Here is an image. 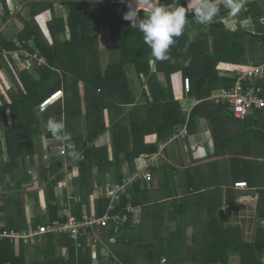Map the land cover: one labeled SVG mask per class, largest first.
Masks as SVG:
<instances>
[{"label": "trees", "instance_id": "obj_1", "mask_svg": "<svg viewBox=\"0 0 264 264\" xmlns=\"http://www.w3.org/2000/svg\"><path fill=\"white\" fill-rule=\"evenodd\" d=\"M30 1L27 10L30 6L31 10L25 15L22 12L14 14L7 0H0L3 9L0 13V131L4 134L0 137V187L9 191L8 194H1L4 204L0 206V212H6V204L9 208L5 222L0 223V232L24 231L30 225L37 226L46 221L44 215L30 218L24 213L27 200L23 195L28 184H37L42 188L27 192V197L34 199L38 206L46 207L53 219L64 221L68 211L79 219L85 214L102 216L108 209L110 197L101 194L102 190H106L105 183L102 179L98 180L96 174L100 177L109 172L108 179L121 183L125 164L131 170L135 169V160L154 155L159 141H175L173 134L187 121L186 113L173 93L172 74L180 71L183 80L186 77L191 79L189 94L200 100L191 113V127L207 109L224 108L208 98L223 88L233 86L239 72L264 64L263 40L254 37L252 31L242 26L227 28L217 14L214 23H198L194 36L182 34L176 38L169 49L168 59L155 61L156 71L153 72L151 49L144 42L143 34L122 18L129 10V3L119 2L121 0ZM44 1L51 3L44 6ZM165 1L160 0V3L163 5ZM213 2L220 7L219 11L223 10L222 14L229 12L224 10V0ZM56 3L65 7L67 16L62 13L49 19L48 31L53 36L50 42L36 17L40 13L48 15ZM147 10L146 6H140L138 19H144ZM240 11H243L241 16L244 15L241 19L253 20L256 33H264V0H255L247 7H241ZM9 17L16 25L15 34L2 31ZM103 27L110 28L115 43L106 71L101 65L100 35ZM11 51L19 53L20 59L15 60L9 55ZM36 52L46 58L44 64L29 61L26 54ZM129 63L140 75L148 78L150 99L144 106L135 102L125 68ZM160 72L166 74L165 87L158 80ZM3 73L13 82L12 87L6 84ZM17 79L21 82L18 88L15 87ZM256 86L264 97V72ZM57 91H62L65 99L58 98L60 101L56 100L42 109V102ZM129 105L132 107L129 108ZM106 112L109 113V123ZM255 116L247 119L264 123L260 120L264 118V108L256 110ZM49 118L65 124L78 158L74 160L69 156V149L63 141L57 143L66 148V153L61 156H53L48 149L42 150L37 146L41 137H53L46 127ZM247 119L245 122H248ZM107 130L112 135L114 159L110 157L108 145L97 144ZM154 133L157 139L146 142L145 137ZM68 160H73L70 165L73 200L70 201L72 197L65 191V203L61 204L57 189L68 178V173L63 172ZM32 169H36V179ZM145 182L140 180L131 189L134 205L138 204L135 190H140ZM70 186L64 188L69 190ZM258 191V210L264 219V190ZM126 199L124 196L123 200ZM83 203L88 204L86 213ZM227 232L230 239L225 246V255L210 260V264H230L232 254L239 255L240 264H264L263 227L258 228L256 241L252 243L237 240L240 238L236 230ZM80 242L82 246L76 248L75 241L68 235L46 234L42 240L45 258L41 261L31 258L30 261L24 244L19 246L21 250L17 254L18 246L11 239H0V264H86L90 261L87 258L92 242L90 238H82ZM218 251L222 252L219 246Z\"/></svg>", "mask_w": 264, "mask_h": 264}, {"label": "crops", "instance_id": "obj_2", "mask_svg": "<svg viewBox=\"0 0 264 264\" xmlns=\"http://www.w3.org/2000/svg\"><path fill=\"white\" fill-rule=\"evenodd\" d=\"M12 1L7 0L8 6ZM182 1L166 0L163 5L170 9L183 6L186 11L187 28L195 27L198 24L193 16L195 6L191 7L195 4V0H186L185 3ZM254 1L239 0V3L241 7H247ZM119 2L129 3V0ZM140 6L146 5L142 3ZM217 7L220 8L218 5ZM64 9L65 7L62 8V13L67 16ZM224 10L228 9L224 8ZM222 11H219L218 19L223 20L227 28L236 29L238 26H242L256 32L251 18L241 19L244 16H241L243 11H239L236 15H231L229 12L222 14ZM0 13L2 14V12ZM42 14L44 13L39 15ZM215 21H217V15L211 23ZM15 26L13 22L10 28L2 29V31L7 34H15L17 32ZM111 34L109 27L102 28L100 35L102 57L104 55L102 46L105 48L109 44L105 49L106 51L112 45ZM190 35L194 36V34ZM102 57L101 65L105 71L107 64H102ZM108 60L110 61V54H108ZM151 66L152 71H156L155 61L154 65L151 64ZM125 68L135 102L141 106L146 105L150 99L147 89L148 78L137 73L135 67L130 63ZM3 75L6 84L12 87L13 82L9 76L5 73ZM158 78L165 87L167 85L166 74L160 72ZM170 78L175 99L179 102L183 112L186 113L189 124L191 113L200 100L191 96L183 88L184 80L180 71L172 74ZM213 96L208 100L213 101ZM65 97L64 95L61 99H65ZM57 101L60 100L57 98ZM255 113L256 111L251 112L246 118L240 119L234 117L224 107L213 111L207 109L205 114L196 118L189 127L190 136L188 139L172 141L156 158V166L152 168L153 181L145 182L140 190H135L138 201L136 206L140 208V221L131 220L117 234L114 233L113 229L101 230L99 232L101 240L98 242L90 238L92 244L87 258L90 260L88 263L210 264V260L219 259L225 255V246L230 239L227 230H236V235L240 238L237 240L242 242L252 243L256 241L258 228H264V219L260 217L258 210L260 201L258 190H264V123L262 121L258 124V122L248 120L255 116ZM246 119L248 122H245ZM253 119L255 120L256 116ZM106 120L109 123L108 112H106ZM260 120H264V118H260ZM84 125L83 121V127ZM2 132L0 131L1 138L4 136ZM111 136V131L107 130L99 137L97 144L108 145L110 157L114 159L115 152L112 148ZM155 139H157L156 133L145 137L146 142H152ZM59 142L54 137L43 136L38 140L37 146L42 150L48 149L49 151V148H54V144L57 145ZM161 142L159 141V144ZM72 161L68 160V167L70 168L68 173L72 177L69 174L66 182L62 183V187L57 189L61 204L65 203V191L69 192L72 197L70 201L73 200L74 190L70 186L73 178V174L70 172ZM140 161L141 158L135 160V169L133 170L128 164H125L123 174L135 172L140 167ZM34 172L36 169H32L31 172L33 178L36 179L37 173ZM109 174L107 172L100 177L96 174L98 180L102 179L105 183L106 190H102L105 195H108L109 188L116 184L106 177ZM242 181H247L248 186L246 188L236 186L237 182ZM28 185H25L24 188L27 192L33 189H42L37 184L35 186ZM66 186H70V189L66 190ZM0 190H2L1 187ZM2 192L4 194L9 193L7 190H2ZM41 197L43 198V195ZM26 200L28 203L24 213L30 218L42 217L47 211L46 207H42L41 204V207L38 206L34 199ZM76 200L80 201V198ZM0 201H2V203L0 202V206H2L4 201L1 195ZM70 201L67 200L69 203ZM82 206L84 213H86L88 204L83 203ZM0 223L3 221L1 220ZM152 223L155 231L151 227ZM189 229H191L190 233ZM42 240L43 237L34 240L29 246L24 244L28 257L33 259L34 255L35 257L40 255L41 260L45 258ZM21 245L23 244L19 246ZM19 246L16 251L17 254L21 250ZM218 246L222 252L218 251ZM239 258V255L232 254L229 257L231 259L229 263L240 264Z\"/></svg>", "mask_w": 264, "mask_h": 264}, {"label": "built area", "instance_id": "obj_3", "mask_svg": "<svg viewBox=\"0 0 264 264\" xmlns=\"http://www.w3.org/2000/svg\"><path fill=\"white\" fill-rule=\"evenodd\" d=\"M26 56L30 62L39 65L47 61L38 52L27 53ZM263 72L264 64L255 66L248 71L239 72L233 86L223 88L222 91L213 96L214 103L225 107L234 117L240 119L246 118L251 112L263 109L264 97L262 96L261 89L255 84ZM184 88L187 92L191 90V80L188 77L184 80ZM59 93H61V96L63 95L62 91H57L55 95ZM46 102L47 100L41 106L45 107ZM188 128L189 124L186 121L185 124L177 128L173 134V139L185 140L189 135ZM168 144L160 143L158 151L154 155L145 156L144 159H141L139 163L140 167L135 172L125 174L121 183L112 185L109 188L108 196L110 197V203L102 216L96 217L85 214L79 219L71 211H68L66 219L63 221V219H53L46 211L44 212V217L46 218L44 223H39L37 226L30 225V228L25 231L11 230L0 232V239L9 238L14 244L19 246L20 244L30 245L34 240L41 239L45 234H64L70 236L75 241L76 248H80L82 246L80 242L82 238H92L95 242H98L101 240L99 236L101 230L113 229L114 233L117 234L131 220L139 222L140 208L133 204V197L130 193L131 189L140 180H145L146 182L153 181L152 168L156 166V158L163 153ZM59 149H61L60 155L66 153L65 146H60ZM236 186L246 188L248 183L247 181L237 182ZM124 196L127 198L126 201L123 200Z\"/></svg>", "mask_w": 264, "mask_h": 264}, {"label": "clouds", "instance_id": "obj_4", "mask_svg": "<svg viewBox=\"0 0 264 264\" xmlns=\"http://www.w3.org/2000/svg\"><path fill=\"white\" fill-rule=\"evenodd\" d=\"M142 3L147 6L148 10L145 18L140 20L138 17ZM223 6L229 10L231 15H236L241 9L239 0H224ZM218 13L219 8L213 0H195L193 15L197 23L209 24ZM122 18L129 21L132 28L138 29L143 34L144 42L151 49L154 61L168 59L170 47L175 44L176 38L183 34L187 23L183 6L170 9L162 5L160 0H129V10L123 14ZM46 127L54 138L66 143L71 158H78L76 148L70 142L71 136L62 121L49 118ZM188 231L190 233L191 229Z\"/></svg>", "mask_w": 264, "mask_h": 264}, {"label": "rangeland", "instance_id": "obj_5", "mask_svg": "<svg viewBox=\"0 0 264 264\" xmlns=\"http://www.w3.org/2000/svg\"><path fill=\"white\" fill-rule=\"evenodd\" d=\"M30 2H32V1H30V0H13L10 4H9V7H10V10L12 11V12H14V14H16V13H19V12H22V14H24L25 13V15H27V13L29 12V10H31V6H30V8L27 10V8L29 7V3ZM45 2V4H44V6H48V4L49 3H51L50 1H44ZM50 5V4H49ZM62 8H63V6H61L59 3H56V5L54 6V8H53V11H49V13H48V15L46 14H42L41 16L39 15V16H37L36 17V19L38 20V23L41 25V28H42V31L44 32V34H45V36H46V39L47 40H52V38H53V36H52V34H50V32L48 31V28H49V24H48V22H49V19H52V17L53 16H59V15H61L62 14ZM0 12H2L3 13V10H2V6H0ZM63 15V14H62ZM13 18H11V17H9V18H7V20H6V22H4V25L2 26V29H8V28H10V25H12L13 24ZM185 30H187V31H184L183 32V34L185 35V34H196L197 33V29L195 28V27H192V28H185ZM48 31V33L46 34V32ZM189 36V35H188ZM113 40L114 39H112V45H110L109 46V48L105 51V49H106V47L109 45H107L105 48L102 46V48L104 49V55H103V57H102V64L103 65H106L107 64V67L105 68V71L107 70V68H108V66H109V63H110V61L108 60V54H112V48L114 47L113 46V44H115L114 42H113ZM51 42V41H50ZM181 43H182V41H181ZM118 44H120V42H118ZM116 48H117V46H116ZM9 55H11V56H13V58L15 59V60H18V59H20V54L19 53H17V52H14V51H11L10 53H9ZM7 58H8V56H7ZM135 70H136V68H134ZM102 70H103V67H102ZM136 72H137V70H136ZM138 73V72H137ZM18 83H21L20 82V80L19 79H17L16 80V86L15 87H17L18 88ZM3 87H4V85H3ZM5 90V89H4ZM60 96V98L62 97H64V93H63V95L61 96V94H59ZM59 98V99H60ZM137 104V103H136ZM132 107V105H129V108H131ZM41 108L43 109L44 107H42L41 106ZM54 141H56V140H54ZM61 145H56V144H54V148H49V153L51 154V155H53V156H57V155H60L61 154V149H59V147H60ZM74 164V163H73ZM69 167H68V163H67V161H66V166H65V168L63 169V172H69ZM69 174L70 173H68V176H69ZM70 177H72V175L70 174ZM31 191V190H30ZM2 194V190H0V195ZM102 195H105L104 194V191H102V193H101ZM106 196H108V195H106ZM23 197H27V191H25V196L23 195ZM26 199H28V197L26 198ZM30 201V200H29ZM1 203H2V201H0ZM27 203H28V200H27ZM12 205H14V204H12ZM7 208H9V205H7L6 204V208L5 209H7ZM6 212H8V211H6ZM6 212H0V221L2 220L3 222H5V220H6V218H7V216H8V214L6 213ZM152 228H154V224L152 223V226H151ZM151 228V229H152ZM154 231H155V228H154ZM29 246V245H28ZM40 256V255H39ZM39 256H36L35 257V255H34V258L36 259V261H38V260H41L40 259V257ZM30 258V257H29ZM30 261H31V258H30Z\"/></svg>", "mask_w": 264, "mask_h": 264}, {"label": "bare ground", "instance_id": "obj_6", "mask_svg": "<svg viewBox=\"0 0 264 264\" xmlns=\"http://www.w3.org/2000/svg\"><path fill=\"white\" fill-rule=\"evenodd\" d=\"M59 94H61V93H59ZM58 94V95H59ZM58 95H56V96H58ZM56 96L54 97V98H52V97H50V98H47L46 100H47V102L45 103V107H47L49 104H51L52 102H54V101H56L57 99H56ZM45 100V101H46ZM45 101H43V102H45ZM42 102V103H43ZM44 107V108H45ZM177 130V129H176ZM189 132V131H188ZM188 137H189V135H188ZM188 137L186 138V139H188ZM172 139H173V137H172ZM185 139V140H186ZM173 140H175V141H183V140H179V139H173ZM62 146V145H61ZM58 156V155H57ZM59 156H61V155H59ZM30 228V226L26 229V230H28ZM25 231V230H24ZM44 236V235H43Z\"/></svg>", "mask_w": 264, "mask_h": 264}, {"label": "water", "instance_id": "obj_7", "mask_svg": "<svg viewBox=\"0 0 264 264\" xmlns=\"http://www.w3.org/2000/svg\"><path fill=\"white\" fill-rule=\"evenodd\" d=\"M252 33H253L252 35L254 37L261 38L263 40V42H264V33H256V32H252ZM151 64L154 65V60H151Z\"/></svg>", "mask_w": 264, "mask_h": 264}]
</instances>
